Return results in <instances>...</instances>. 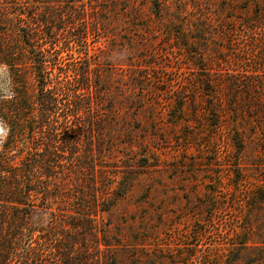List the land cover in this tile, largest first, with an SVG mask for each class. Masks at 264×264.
Masks as SVG:
<instances>
[{
  "label": "trees",
  "instance_id": "1",
  "mask_svg": "<svg viewBox=\"0 0 264 264\" xmlns=\"http://www.w3.org/2000/svg\"><path fill=\"white\" fill-rule=\"evenodd\" d=\"M114 1L117 5H104L103 0H0V67L8 80V92L0 95V120L6 127L0 142V264H237L243 257L247 263L264 264V232L257 240L241 232L240 241L231 246L212 247L214 253L202 249L197 256L198 248L189 238L172 247L159 242L156 226H139L137 219L143 216L136 207L145 206L152 188L142 189L131 203L139 168H130L131 160L125 159L127 168L119 179L114 161L118 143L113 142L138 112L152 111L154 122L159 98H174L175 112L184 111L187 93L171 90L160 78L167 73L164 69L112 48L117 32H126L127 43H132L130 34L147 35L154 29L152 23H165L162 16L140 21L137 4ZM118 1L128 2L119 15L131 28L119 29L118 18L109 15L112 7L120 9ZM200 3L193 2L192 18L176 38L179 50L197 68L193 99L199 92L213 131L227 133L225 150L233 154L245 146L242 116L247 107L264 118V0H255L243 15L229 17L232 26L221 30L219 21L227 7L212 15L207 6L199 9ZM212 24L222 41L217 46L208 37ZM237 31L247 32L249 39L235 49L228 37ZM89 35L105 37L107 43L90 48ZM245 51L252 56H244ZM94 56H99L96 62ZM242 160L238 153L225 163L240 170ZM239 172L229 176L234 186L225 191L242 202L221 206L241 213L245 206V216L257 209L264 217V176L242 182ZM217 192L212 189L206 196L219 201ZM207 205L214 210V204ZM156 211L161 223L163 212ZM206 231L212 230L199 227L193 235ZM248 253L255 260L247 259Z\"/></svg>",
  "mask_w": 264,
  "mask_h": 264
},
{
  "label": "rangeland",
  "instance_id": "2",
  "mask_svg": "<svg viewBox=\"0 0 264 264\" xmlns=\"http://www.w3.org/2000/svg\"><path fill=\"white\" fill-rule=\"evenodd\" d=\"M181 1L182 3L177 6L175 0H160L161 5L158 6L155 5L154 0H130L131 4L139 6L136 9L141 10V13L138 12L136 15L140 21L144 17L145 19L147 17L156 19L162 16L165 23L155 25L158 23L155 21L151 24L154 29L148 26L151 31H147V35H140L137 31L134 32V35L130 34L132 43L131 41L127 43L130 37L127 36L126 32H117L116 40L111 43L112 48L128 51L127 57L133 58L134 61L144 58L150 62L149 67L164 69L167 73H160L161 76H159L161 79L163 76L166 83L171 84V90L184 89L187 93L186 103L183 104L184 111L180 112L177 109L175 112L176 108L172 106L175 103L171 101L174 98H159L163 105H157V111L153 116L155 117L154 122L150 119L152 111H145L138 112L134 116L136 119H131L130 125L121 126L120 132L124 135H117L113 142L118 143L117 147H114V155L116 156L114 161L117 162L115 168L118 169L117 177L119 179L124 174L122 170L127 168L125 159L131 160L129 162L130 168H139L136 169L139 171L138 173L134 172L136 175L135 182L138 184L134 186L133 195L129 196L131 203L136 200L142 189L152 188L153 193L149 194V198H146L145 206L141 207L140 210H138L139 207H136L138 214L143 216L137 219L138 222L139 220L142 222L139 226H144L150 230L156 226L161 232V241L159 242L168 243L172 247L175 246L173 242H183L179 240L189 238V242L194 243L198 248L196 250L198 256L202 249L205 253H214L216 249L212 250V247H228L231 246L230 242L240 241L241 232L254 240L262 236L264 232V217L257 209L251 210L248 216H245V206L242 207L244 213L233 208L225 209L221 206V202L233 206H239V203L242 202L240 201L241 197L231 196L225 191L226 188L234 186L233 182L230 183V175L235 177L236 173L240 171L243 175L242 182L260 181L264 176V167L260 163L264 162V150L262 148L264 146V118L256 116L257 111L254 114L251 110L249 111V107H247L249 104H247V111L242 116L243 134L246 136L244 149L241 152L236 150L233 154L225 150L227 133H220V130L213 131L214 129L209 123L210 113L201 107L199 92L196 93L195 100L193 99L194 90L191 89V86H193L192 79L197 76V68L187 57L186 52L179 50L176 36H180L177 31L188 26L186 23L192 18L190 14H193L194 6L192 4L195 0ZM199 2H201L198 5L199 9L207 6L208 9L206 10H211L212 15L214 12L221 11L224 6L227 7L225 11H222L225 12V17L222 16L220 18L222 20L219 21V29L221 30L223 27L228 29L232 26L233 20L229 17L234 14L236 16L243 15L250 11L255 0H199ZM108 3V0H103L104 5ZM110 3L117 5L114 0ZM118 3L120 9L112 7L111 14H109L111 19L118 18L116 21L119 29L131 28L128 23L123 21L124 17L119 15L128 2L118 1ZM237 8L243 12L236 13ZM132 13L134 14V10ZM99 17L106 18L108 16L100 13ZM145 22L150 23L146 20ZM184 22L185 25L182 26L181 23ZM262 26L264 23H261ZM213 27L214 24L211 27L212 33L208 37L213 38L217 46V44H222V41L216 38L218 36ZM124 35L127 38H123ZM228 38L233 42L231 46L235 49L242 48L249 39L247 32L238 33V31ZM105 43H107L105 37L100 36L92 39V36L89 35L88 45L90 48L103 46ZM145 44L148 46L139 49L141 45ZM65 53L63 51L61 55H65ZM244 56L251 57L252 55L245 51ZM98 58L99 56L92 57V62H96ZM64 61H68V59ZM4 71V68L0 67V95L3 92H8V80ZM119 71L117 70V72ZM169 88L167 87V89ZM164 96L167 95L164 94ZM226 121L225 123L222 122L224 124L221 127L227 125ZM5 132L6 127L0 120V142L4 138ZM249 135L253 137V140L247 137ZM130 141L132 142L130 143ZM238 153L242 154L243 158L240 170L225 163L229 159H234ZM110 156L112 157L113 154L111 153ZM140 163L145 164L144 167L139 166ZM86 176L87 174L83 178ZM219 178L222 181L221 184ZM139 180L145 181L144 183L148 186H144L142 182H138ZM240 187L246 186L241 185ZM212 189L218 190L219 195L215 196L219 201H213L210 196H206L210 194ZM208 203L214 204V210H211L208 205L204 207ZM131 207L134 209L135 205L132 204ZM156 210L163 212L164 219L161 223L157 220L158 212ZM145 211L147 213H144ZM199 227L212 231H206L203 235L196 237L193 235V231ZM247 256V259L253 258L252 260H255L254 254L248 253ZM193 260L197 259L193 258ZM247 262L246 257H243L237 264H258V261L257 263Z\"/></svg>",
  "mask_w": 264,
  "mask_h": 264
}]
</instances>
